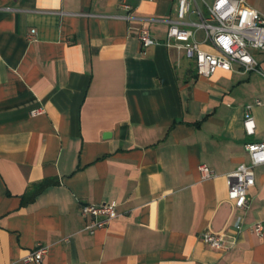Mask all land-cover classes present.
<instances>
[{"label": "crops", "instance_id": "crops-1", "mask_svg": "<svg viewBox=\"0 0 264 264\" xmlns=\"http://www.w3.org/2000/svg\"><path fill=\"white\" fill-rule=\"evenodd\" d=\"M243 2L264 16V0ZM174 18V0H0V264H35L20 260L38 246L37 264H264V165L245 211L225 184L249 164L243 146L264 144V53L249 50L259 73L197 77L183 53L135 39L144 26L163 42ZM110 202L116 217L82 231L79 206ZM221 231L227 251L200 240Z\"/></svg>", "mask_w": 264, "mask_h": 264}, {"label": "built area", "instance_id": "built-area-1", "mask_svg": "<svg viewBox=\"0 0 264 264\" xmlns=\"http://www.w3.org/2000/svg\"><path fill=\"white\" fill-rule=\"evenodd\" d=\"M193 1L174 0L175 18L167 22L163 42L152 39L144 26L137 29L135 39L139 48L143 50L156 45L173 48L177 54L183 53L184 57L192 62L195 75L201 78H207L216 71L230 72L232 65H236L244 73H259L257 63L249 50L264 53V16L246 6L243 0H213L212 4L206 7V14L202 15L199 11H190ZM121 8L127 9L125 5ZM191 15H194L196 20H192ZM197 32H201V39L196 38ZM202 46L208 50H203ZM37 113L38 111H32L31 115ZM242 131L247 137L254 135V122L249 107L244 108ZM243 149L249 164H239L233 172L225 176L226 202L231 213L247 210L248 190L254 184L252 169L264 165L262 142L247 143ZM198 171L202 179L213 176L204 165L198 166ZM115 207L113 202L99 206L81 204L78 214L84 221L82 231L92 234L96 230L104 229L116 217ZM230 227L234 233L238 232L241 229V218L235 216ZM262 230L259 223L250 228L257 236L261 235ZM231 238L223 231L200 236L202 243L211 250L222 252L233 246ZM45 253L46 249L38 246L20 261L37 264Z\"/></svg>", "mask_w": 264, "mask_h": 264}, {"label": "trees", "instance_id": "trees-1", "mask_svg": "<svg viewBox=\"0 0 264 264\" xmlns=\"http://www.w3.org/2000/svg\"><path fill=\"white\" fill-rule=\"evenodd\" d=\"M42 187H43V185H40L38 188H36V189H35V191H36L37 189H40V188H42Z\"/></svg>", "mask_w": 264, "mask_h": 264}]
</instances>
